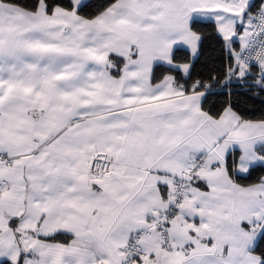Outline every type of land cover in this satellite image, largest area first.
I'll use <instances>...</instances> for the list:
<instances>
[{
	"label": "snow or ice",
	"instance_id": "snow-or-ice-1",
	"mask_svg": "<svg viewBox=\"0 0 264 264\" xmlns=\"http://www.w3.org/2000/svg\"><path fill=\"white\" fill-rule=\"evenodd\" d=\"M0 264H264V0H0Z\"/></svg>",
	"mask_w": 264,
	"mask_h": 264
}]
</instances>
